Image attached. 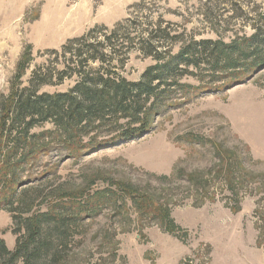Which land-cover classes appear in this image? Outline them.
Instances as JSON below:
<instances>
[{
    "label": "rangeland",
    "instance_id": "1",
    "mask_svg": "<svg viewBox=\"0 0 264 264\" xmlns=\"http://www.w3.org/2000/svg\"><path fill=\"white\" fill-rule=\"evenodd\" d=\"M147 1L156 14L197 38H216L202 16L205 0ZM139 2L0 0V98L27 45L32 60L23 85L45 61L46 50L94 26H113ZM244 3L250 4L244 9L264 13V0ZM222 8L231 10L229 4ZM230 28L250 33L239 19ZM152 63L132 53L123 75L137 81ZM181 82L199 84L192 77ZM72 84L66 80L40 91H65ZM217 86L162 111L139 137L72 157L61 144L8 169L11 187L32 188L28 195L41 209L60 191L114 192L96 215L70 222L67 264H264V68ZM50 129L45 123L31 132ZM120 183L148 197L153 207L143 210L121 197L115 192ZM161 207L178 227L174 234L160 222ZM12 230V213L0 209V238L9 250L16 239Z\"/></svg>",
    "mask_w": 264,
    "mask_h": 264
},
{
    "label": "trees",
    "instance_id": "2",
    "mask_svg": "<svg viewBox=\"0 0 264 264\" xmlns=\"http://www.w3.org/2000/svg\"><path fill=\"white\" fill-rule=\"evenodd\" d=\"M213 1L214 6L205 0L202 16L216 38H197L156 14L153 2L140 0L113 26H94L59 49L46 50L45 61L23 85L21 77L32 60L31 46L25 47L8 93L0 98V209L12 213L16 235L12 250L0 238V264H67L70 222L93 217L115 195L108 188L92 194L60 191L41 209L28 195L32 188L11 187L8 169L61 144L72 157L139 137L162 111L216 89L225 78L237 81L264 68V13L244 9L250 5L244 0ZM228 4L231 10L222 8ZM237 19L249 34L231 30ZM132 53L153 61L137 81L123 75ZM185 77L199 84L181 82ZM66 80L73 84L65 91H40ZM45 123L52 129L31 132ZM119 186L115 192L121 197L139 202L143 210L153 207L129 185ZM158 213L165 231L174 234L178 227L169 211L161 207Z\"/></svg>",
    "mask_w": 264,
    "mask_h": 264
}]
</instances>
